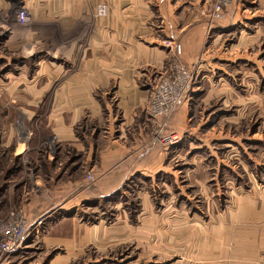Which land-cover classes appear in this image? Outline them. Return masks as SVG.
Here are the masks:
<instances>
[{
  "label": "crops",
  "instance_id": "crops-1",
  "mask_svg": "<svg viewBox=\"0 0 264 264\" xmlns=\"http://www.w3.org/2000/svg\"><path fill=\"white\" fill-rule=\"evenodd\" d=\"M100 3L110 8L106 18L96 16ZM211 7L212 0H0V35L8 36L3 45L9 53L31 58L53 44L59 51L57 56L65 61L53 58L50 64L56 67H43L41 74L37 68L35 75H27L25 65L20 82L13 85L17 89L7 84L5 90L19 92V104L24 108L19 110L17 121L0 116L2 147L8 150L11 163L19 158L25 174L31 173L27 163L32 158L36 163L40 157L29 156L34 151L30 142L43 137L31 132L28 123L37 118L42 130L48 132L47 143L68 142V147L85 154L79 173L65 182L69 197L58 199L65 197L59 193L52 203L41 202V194H36L45 184L38 175L32 179L34 191L19 202L26 201L30 216L43 215L46 223L42 227L33 224L26 243L8 264L27 261L28 255L44 256L43 244L51 252L41 264H74L82 258L81 264H172L175 259L186 264H260L258 253L264 251V180L247 190H228L202 214L199 212L205 207L186 208L170 202L158 209L144 192L135 220L127 213L112 223L100 217L90 223L87 217L92 202L99 206L103 199L138 181L157 184V174L169 171L172 145L160 148L153 142L148 111L149 85L170 63L166 41L182 44V60L189 66L206 46L205 63L180 106V111H187L185 115L175 114L170 125V129L183 132L182 139L198 128L191 120L195 119V100L203 92L200 80L214 71L226 72L229 62L244 61L247 68L250 58L264 53V48L249 50L264 33V0H237L228 17L211 29L205 43L208 16L199 9ZM21 9L30 15L24 25L19 23ZM19 28L31 31L32 37H13L12 32ZM221 35L227 38L220 39ZM227 40L230 48L222 44ZM99 91L115 97V106L109 104L115 113L112 111L107 119L109 127L100 135L94 134L91 142L75 128L88 112L100 118L103 105L96 97ZM48 97L47 115L41 112L40 117L35 115L37 109H28L39 107ZM87 167L103 171V178L92 188L77 190L78 181L90 170ZM63 171L69 173V169ZM43 203L52 208L39 207ZM118 206H124L121 198ZM57 230L59 235L53 236Z\"/></svg>",
  "mask_w": 264,
  "mask_h": 264
},
{
  "label": "rangeland",
  "instance_id": "rangeland-1",
  "mask_svg": "<svg viewBox=\"0 0 264 264\" xmlns=\"http://www.w3.org/2000/svg\"><path fill=\"white\" fill-rule=\"evenodd\" d=\"M232 7V5L228 6L220 21L228 17V12ZM213 27L214 25L211 28L209 25L206 30L205 43L208 41ZM227 35H221L219 38L225 39ZM7 38L6 34L0 35V116L4 114L9 117L10 121H17L19 110L24 108V104L23 106L19 104V92L17 90L10 92L5 90L7 84H11V89H17L13 85L20 82L19 75L23 73V66L25 65L27 75L34 74L37 68H39L38 74H41L43 67H56L50 64L53 62L52 58L60 62L62 59L60 60L57 56L59 51L54 48L55 45L53 44H47L48 50L31 58H23L17 54L9 53L3 45ZM222 44L229 46L230 43L227 40L225 43L222 41ZM263 48L264 33L260 36L258 43L250 45L249 50L261 51ZM205 50L206 46L204 45L195 63ZM260 55L261 53L250 58L251 61L248 60V64L246 63L247 68L244 67V61L229 62L227 67L229 70L226 72L214 71V73H209L208 78L201 79L200 83H204L203 92L195 100V119H193L194 121L191 120V123L196 124L198 128L191 135L182 139L183 132L174 131L171 127V132L180 134L181 141L171 146L169 165L167 166L169 171L157 174L154 178L155 181L158 180L157 184H141L138 181L133 186L128 187L126 185L127 188H121L118 192L103 199L99 206L92 202V208L88 212L89 215L87 214L89 222L94 223L100 217L107 223H112L121 214L125 213L135 220V214L139 212L140 203L145 198L142 195L144 192L151 196L154 202L153 206L158 209L163 205L162 203L170 202V205L183 204L186 208L196 206L202 209V207H205L204 211L199 212V214H202L208 210L210 203L215 198L225 197L228 190H247L263 182L264 53ZM39 58L44 59L38 61ZM62 63H65V61H62ZM208 69L210 70V67ZM46 79H48L47 76ZM51 94L52 90L47 93L49 97ZM49 97L39 107L28 106V109L30 111L37 109L35 115L40 117H43L40 114L41 112L44 116L47 115L49 112ZM96 97L102 101L103 105L102 112L99 115L100 118L88 112L75 128L78 134L85 137V140L90 139L91 142L94 140V134L100 135L104 128L109 127L107 119L112 111L115 113V109L109 106V104L114 105V96H107L104 92L99 91L96 92ZM105 105L108 108H105ZM179 111L180 108L176 116L180 113L185 115L187 109L182 108ZM36 119L32 123H28V126L32 127L31 132L37 133L43 138L39 142H30V148H33L34 151L29 152V156L36 155L40 157L39 160H36V163H34L33 158L27 163V167L33 169L31 173L25 174L26 168L19 161L15 162L14 169L9 171L12 163L10 157L6 154L8 150L4 149L0 143V189L7 187L5 190H0V220L5 219L12 210L20 207L27 211L32 223L39 218H43V215H41L33 219L28 211L29 207L26 201L19 202L22 196H28L34 191L32 188L34 180L32 179L37 175L40 176L39 178L43 180L45 186L41 184L36 195L41 194V202L52 203L55 201V195L57 196L59 193L64 194L65 197L58 199L71 195L66 192L67 185L65 182L72 181L74 175L79 173L80 165L84 163V152L68 147V142L59 140L53 144L47 143L45 138L48 137V132L42 130L41 122H36ZM80 140L82 139L79 138ZM153 142L160 147L158 139L154 135ZM81 143L83 142L81 141ZM168 146L170 145L160 148ZM45 157L55 161L54 166L53 162L43 164ZM73 161L78 162V164H71ZM61 164L62 166H59ZM66 164H70L69 170L74 166L77 167V170L68 176L63 171ZM18 166H22V170ZM34 168L38 169L39 172L35 171ZM59 168L60 170H58ZM87 169L90 170H86L83 178L78 181L77 190L92 188L99 184L101 177L103 178V171L95 172L89 167ZM89 175L92 176L91 179H89ZM57 176V179L61 180L60 182L56 181ZM18 186H20L19 189H17ZM120 198L124 206H118ZM39 207L50 210L52 205L49 206V204L43 203ZM73 227L72 225L70 228ZM63 228L67 229L68 225H64ZM70 228L67 232L70 231ZM58 231H54L53 236L59 235ZM40 248H43L44 256L37 254L32 257L28 255L26 256L27 261L21 260L18 261V264H41V261L46 257L45 255H48L51 251L46 250L49 246L44 244ZM82 260L83 258L80 261L75 260L74 264H81Z\"/></svg>",
  "mask_w": 264,
  "mask_h": 264
},
{
  "label": "built area",
  "instance_id": "built-area-1",
  "mask_svg": "<svg viewBox=\"0 0 264 264\" xmlns=\"http://www.w3.org/2000/svg\"><path fill=\"white\" fill-rule=\"evenodd\" d=\"M237 0H212V7L199 9L206 11L208 26L215 25L225 15L228 6H233ZM110 8L106 3H100L96 8V16L106 18ZM29 12L26 9L19 11V23L26 24ZM170 49V63L160 77L154 79L149 88L151 95L148 104L149 120L151 123L150 136H156L160 147L174 145L181 141L177 132L170 131V125L178 109L185 101L190 89L194 85L202 65L205 63L206 50L202 52L197 62L189 66L182 60L183 46L181 43L164 44ZM164 131L167 133L164 134ZM92 176L89 175V179ZM43 218H39L36 224H41ZM24 208L12 210L5 219L0 220V264H8L10 258L21 249L29 238L33 224ZM258 263L264 264V251H260L257 257ZM174 264H186L183 259H175ZM173 264V263H172ZM208 264H229L225 261Z\"/></svg>",
  "mask_w": 264,
  "mask_h": 264
},
{
  "label": "bare ground",
  "instance_id": "bare-ground-1",
  "mask_svg": "<svg viewBox=\"0 0 264 264\" xmlns=\"http://www.w3.org/2000/svg\"><path fill=\"white\" fill-rule=\"evenodd\" d=\"M18 15H19V12H18ZM29 16L30 15H28V18L26 19V23H28L29 22ZM20 22V21H19ZM24 25V24H23ZM12 36L13 37H22V38H24V39H29V38H31L32 37V32L31 31H29V30H24V29H16V30H14L13 32H12ZM42 59H44V58H39V60L38 61H40V60H42ZM53 59V58H52ZM45 223H46V219H43V222L39 225L40 227H42L43 225H45ZM173 264H174V262H173Z\"/></svg>",
  "mask_w": 264,
  "mask_h": 264
},
{
  "label": "trees",
  "instance_id": "trees-1",
  "mask_svg": "<svg viewBox=\"0 0 264 264\" xmlns=\"http://www.w3.org/2000/svg\"><path fill=\"white\" fill-rule=\"evenodd\" d=\"M19 158H15L14 159V161L12 162V167L9 169V171H12L13 169H14V165H15V162H17V160H18ZM9 160V159H8ZM50 162H53V166H54V162L55 161H51V160H49L47 157H45V160L43 161V164H48V163H50ZM69 165L70 164H66L65 165V167L63 168V170L64 169H68V167H69ZM33 166V165H32ZM43 166V165H42ZM19 167V169L20 170H22V166H18ZM40 168V167H39ZM43 168V167H42ZM53 168V167H52ZM35 169V171H37V172H39V170L38 169H36V168H34ZM77 170V167L76 166H74V167H72L70 170H69V173H68V176L69 175H72L75 171ZM7 187L5 186V189H6ZM5 189H0V190H5Z\"/></svg>",
  "mask_w": 264,
  "mask_h": 264
}]
</instances>
